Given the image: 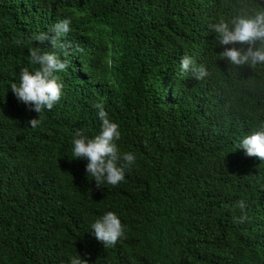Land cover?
Returning a JSON list of instances; mask_svg holds the SVG:
<instances>
[{"label": "trees", "instance_id": "obj_1", "mask_svg": "<svg viewBox=\"0 0 264 264\" xmlns=\"http://www.w3.org/2000/svg\"><path fill=\"white\" fill-rule=\"evenodd\" d=\"M261 10L264 0H0V264H264V161L238 149L264 126V64L222 59L209 27ZM65 18L67 56L36 39ZM34 48L67 63L60 101L40 114L10 89L38 67ZM184 55L209 75L182 73ZM97 103L121 154L136 156L116 186L97 188L73 156L77 129L100 132ZM107 212L124 227L112 247L90 227Z\"/></svg>", "mask_w": 264, "mask_h": 264}, {"label": "clouds", "instance_id": "obj_2", "mask_svg": "<svg viewBox=\"0 0 264 264\" xmlns=\"http://www.w3.org/2000/svg\"><path fill=\"white\" fill-rule=\"evenodd\" d=\"M70 25L71 19L65 18L54 24L49 32L39 34L36 39L41 44L49 43L54 49H60L67 56L71 54L69 50L73 49V45L68 41L62 42L61 38L69 33ZM209 27L216 34L217 43L223 48L220 53L222 59L234 66L247 64L255 67L264 64V10L253 13L241 12L230 20L221 19ZM258 42L260 47L256 48ZM236 45H248V47L245 49ZM30 63L38 67L34 72H30L27 68L22 69L19 83L10 85L11 92L19 102L37 114L45 110L50 111L62 96L63 85L58 82L59 77L55 73L64 71L67 63L55 52H45L40 48L30 50ZM180 67L182 73L191 71L198 81L204 80L209 75L206 66L197 65L195 59L189 55L181 58ZM94 107L101 121L100 132L94 138H89L81 129H77L74 132L73 156L75 160L87 161L85 171L96 182L97 188L105 182L116 186L124 180L125 167L133 165L136 156L132 152L121 154L117 144L121 138L118 124L110 121L103 103H97ZM39 123L37 118L28 121L33 129ZM238 149H242L248 157H256L264 161V126L244 136L238 144ZM236 207L242 213L238 222L244 223L248 220L245 202L238 201ZM90 227L95 238L105 247L115 246L124 235V227L113 212H107L96 219ZM70 264H88V260L77 255L71 257Z\"/></svg>", "mask_w": 264, "mask_h": 264}]
</instances>
